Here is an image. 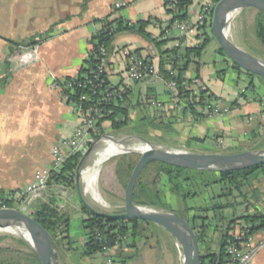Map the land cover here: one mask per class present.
I'll return each mask as SVG.
<instances>
[{"label": "crops", "instance_id": "1", "mask_svg": "<svg viewBox=\"0 0 264 264\" xmlns=\"http://www.w3.org/2000/svg\"><path fill=\"white\" fill-rule=\"evenodd\" d=\"M204 1L209 0H193V14L188 12V16L194 15L198 4ZM118 2L123 5L116 7ZM108 15L110 19L122 17L133 22L149 20L145 29L158 42L147 41L136 34L116 36L107 58L111 83L122 80L126 66L118 52L120 49L137 50L159 69L160 59H166L165 50L172 48L179 37L172 26L166 30L171 14L166 11L164 0H0V189L15 190L32 182L34 173L51 163V149L56 140L69 135L79 124L72 106L62 99L60 90L52 84L54 80L62 82L80 72L91 47V37L101 28L99 20ZM30 39L36 43L23 44ZM181 39V48L195 47L200 42L197 34H188ZM227 62L230 66V61ZM164 69L168 71L166 62ZM222 72L217 78L224 77ZM208 73L204 64L192 62L182 75L187 80L198 75L199 85L227 101L236 98L238 80L244 76L242 73L235 72L231 94L214 90ZM158 84H163L164 89H159ZM148 87L154 89L155 99L165 108L163 111L152 109L157 116L177 115L172 92L167 89L162 76L130 84L126 101L132 109L141 99L144 102ZM256 92L258 96L238 100V106L230 113L196 118L191 114H179L182 118L171 117L168 122L183 138L210 137L219 128L224 130L227 138L228 135L237 138V142L232 140L230 144H242L247 136L241 140L244 132L238 133L237 129L245 124L237 117L252 115V121L246 124L249 133L264 125V91L258 88ZM234 94L235 97L230 99L229 96ZM106 127L100 136L107 135ZM228 129L237 131V134H230ZM116 133L117 138L119 133ZM90 138H93L91 134L85 139L88 144ZM261 189L264 192V183ZM255 237L261 239L263 232L256 233ZM115 254L125 255L126 264H153L152 257L156 255L154 248H144L140 242L123 252L116 250ZM251 264H264V246L254 255Z\"/></svg>", "mask_w": 264, "mask_h": 264}, {"label": "trees", "instance_id": "2", "mask_svg": "<svg viewBox=\"0 0 264 264\" xmlns=\"http://www.w3.org/2000/svg\"><path fill=\"white\" fill-rule=\"evenodd\" d=\"M217 2L218 0H213ZM193 0H178L177 4L174 6H170L168 0H164V6L166 11L171 14V19L168 21L166 30L170 28L175 21L186 20L188 18V7L192 5ZM101 23V28L96 35L91 37V44H101L108 47L111 46L113 40L116 36L120 34H136L141 36L147 41L156 42V39L153 38L149 32L146 31V26L150 23L149 20H137V21H128L122 17L109 18V15L99 20ZM208 28L211 29V17L208 18L203 26V35L204 38L201 43H199L195 47H172L168 50H165L166 59H160L159 63V75L162 76L165 82L169 81L172 76L171 74L164 69L165 62L168 63L171 56L176 55L180 59L178 63V74L176 76V81L180 84L185 78L182 75L183 70L187 68V66L194 62L199 65L198 58L201 55V52L209 41L210 36L208 33ZM162 32H165L162 31ZM254 32L256 38L259 42L264 45V12L258 10V16L254 20ZM211 36L212 32L210 31ZM214 38V37H213ZM36 41L34 39H30L23 44H35ZM218 53L221 55L223 53L222 49L218 46ZM138 53V51L136 50ZM139 54V53H138ZM109 56V51L107 54V58ZM146 60L152 61L149 57H145ZM94 59L92 57V53L88 52L87 57L84 60V65L81 68L80 73H84L87 70V64L89 62H93ZM107 64V60H106ZM230 66L234 68L239 74H246L249 78V84L252 85V78L259 77L261 80H264V77L248 73L232 63L230 61ZM107 68V67H106ZM69 79V78H67ZM67 79L59 82L60 85H63V82ZM106 79L107 82L110 83L108 79V73L106 70ZM196 83L198 79V75L196 76ZM189 83L192 80H188ZM62 83V84H61ZM197 85L200 88L199 96L195 102L190 106V114L192 117H204L206 115L195 110V106H204L206 103V99L217 100L220 97L216 96L213 92H211L207 87L203 85ZM85 91V90H84ZM84 91L80 92L85 93ZM79 93V94H80ZM190 90L184 87H178L177 96L179 98H183L189 95ZM243 96V93L240 94L239 97ZM155 99L154 89L148 87L147 93L144 98V104H149L151 107V100ZM127 97L123 103L118 104H110L108 107L107 116L101 118L98 121V129L96 132L91 131V135L93 138H98L103 134L105 130L104 122L109 121L108 127L110 129H118L122 125L127 123L129 111L132 109L131 104L127 103ZM140 103V102H139ZM229 106L235 108L238 106V97L234 98L229 102ZM151 118V128L158 131L166 132L164 134L171 133L172 135H178V131L173 127L170 122L162 123V122H154ZM106 127V128H108ZM264 126H259L254 130H251L249 136L247 137L249 140L253 142L255 138L260 136ZM144 132H140L143 135ZM141 136V137H142ZM164 136V135H163ZM162 137V136H161ZM146 138V137H145ZM192 140L196 142H203V138L195 137ZM163 143L169 144L167 140H162ZM250 144V143H249ZM239 150H243L240 148ZM238 150V151H239ZM82 157L81 153H76L69 156L64 163L55 171L51 178L48 181V189L43 193H39L36 197L30 200L26 204V213L33 217L40 225H42L52 236L54 248L56 251H61L60 248L70 249L67 244L71 241L68 235V225H69V216L65 212L66 205L61 204L60 201L55 199V191L52 189L55 186L65 187L73 184L75 169L78 164V161ZM138 153L127 152L122 153L120 155L115 156V167L114 173L119 180V182L126 188L128 179L132 173L136 165V161L139 158ZM148 164H154V176L152 178L151 184H148L142 180L144 168ZM139 173L135 188L133 191V202L138 205H146L152 206L162 209H169L176 212L182 218H184L189 225L192 227L194 232L196 233L199 251H200V264H216V262L225 254V247L228 244L229 240H231L230 233L235 230L237 226H247L249 227L250 233H253L261 228H264V206L262 207L259 204V201H263L264 204V193L256 189V186L251 182V179L255 176H258L256 172L264 173V164L251 166L244 169L238 170H229V171H208L202 169H193V168H185L179 167L175 165L166 164L160 161H151L149 162ZM214 184L221 185V191L218 194L212 192V203L206 204L201 201L197 202L194 205L188 203L192 198L202 195L206 189ZM253 185V186H252ZM251 187L253 190L252 193L249 192L246 188ZM20 189V188H19ZM19 189L5 191L0 189V198H3L5 195L14 193ZM251 193V194H250ZM255 193H259L254 196ZM243 197V200L246 202L248 198L252 200V202L256 204L246 202L245 212L241 214H236L233 216H226L223 213V210L231 207L233 202H236L235 197ZM221 197H225V201L219 200ZM218 199V202H214V200ZM234 198V201L231 200ZM254 199V200H253ZM249 206L252 207L253 211H249ZM80 210L85 214V217L82 219L83 227L85 231V241L82 245V255L84 256H92L96 253L102 254L104 256L103 251L100 246L95 242L92 233L90 231V227L93 223H100L102 220H106L107 222L121 224V229L123 232H129V240L128 243L124 247H121L119 251L123 252L127 249L136 246V240L142 235L144 228L142 227V223H145L147 226H156V224L142 220L138 218H133L131 220H111L105 219L101 216L91 214L80 202ZM211 212V215L208 213ZM220 222V224L218 223ZM255 224L256 226H252ZM215 229L218 231L219 236L217 239V245L215 249H211L209 246L208 234L207 231L209 229ZM147 237V236H146ZM3 237H0V241ZM66 241V242H65ZM19 243L28 247L29 252L25 253L23 256L25 263L23 264H40L39 259L32 248L27 245L22 240H19ZM2 250H9L8 247L0 248ZM116 257H120L122 260V264L126 262V256H121L120 254H115ZM58 258V254H56ZM0 264H20L19 261H14L13 259H0Z\"/></svg>", "mask_w": 264, "mask_h": 264}, {"label": "rangeland", "instance_id": "3", "mask_svg": "<svg viewBox=\"0 0 264 264\" xmlns=\"http://www.w3.org/2000/svg\"><path fill=\"white\" fill-rule=\"evenodd\" d=\"M192 10H193V6L190 5L188 7V12L193 14V12H191ZM257 16H258V10L255 8L245 7L239 10L238 13L232 18L230 22V31L227 37L231 39L235 44L240 46L242 49L264 60V45H262L259 42L254 32V20ZM207 31L209 33L210 39L204 46L198 60L200 63L204 64L207 70L209 71L208 76L211 79V82H213L211 87L220 93H222V91L225 90L227 91L228 94H231V90H232L231 86L234 84L233 79L235 77L234 75L236 70L231 66H229V62L227 61L230 60L226 56L221 55L220 53L219 54L221 56L218 54L217 51L218 43L215 40V38L211 36L210 34L211 29L208 28ZM217 57L218 59H216ZM191 65L192 62L190 63V67ZM221 70H223L222 73L224 74V77L217 78V74H220ZM243 75H244L243 77L245 78L240 76L238 80L239 82L238 90L236 92V97H238L239 101L243 99L246 101L247 99L253 96L256 95L258 96L259 94L256 92L258 88L264 91L263 88L264 80H261L259 77H254L252 78V85H248L250 78L246 74ZM217 87L219 89H217ZM158 88L164 89L163 84L161 85L158 84ZM241 93H243V96L246 97H242V96L239 97ZM161 94L164 95L163 91L161 92ZM229 97L231 99V97L232 98L235 97V94L230 95ZM219 99L222 101V103H225L228 106V109L225 113H230L232 110L236 108V107L232 108L229 106L230 101H227L222 97H220ZM144 103L145 102H142L141 99L140 103L136 105V108L131 109L129 111L128 114L129 116L126 124L122 125L118 129H110L109 127L108 129H106L108 134L107 136H110V138L112 137L115 138L117 142L121 145V150H119L120 151L119 155L122 153L134 152V153H138L140 156V154H142L146 150V146L148 145V142L154 144H165L163 143L162 140H167V142L169 141L168 142L169 144H165V145L187 151H198V152L230 153V152H236L240 148H243V150L264 149V129L262 130L260 136L255 138L253 142L247 138L249 136V126H247L246 124L252 121L251 120L252 115L244 114L237 117L238 120H242L243 124H245L243 128L241 127V129L240 128L237 129L238 133L244 132L242 137L240 136L241 140L242 139L244 140L245 136H247L242 144L241 143H236L234 145L230 144L232 143V140L235 141L237 138H231L228 134H227L228 135L227 138L226 134L224 133V130H221L219 128L213 134H211L210 137L201 135L199 138H203V142L200 141L196 142L192 140V138L180 137L179 133L178 135H172L171 133L164 134L166 132L154 130L151 128L150 117H154V119L152 118V120H154L155 123L159 121L162 123H168L169 120L168 118L171 117L182 118V116L180 115H182L183 112L181 113L177 112V115H173V116L166 114L164 116H157L154 113V111H152L150 105ZM234 113L237 114L236 111H234ZM104 125L108 126L109 121L106 120L104 122ZM228 131L230 134L232 133L234 134V132L237 134V131L235 130L232 131L228 129ZM116 132L119 133V137L117 138L114 136ZM140 132L141 133L144 132L143 135L146 138L143 137L140 134ZM141 138H143V140ZM237 141L238 140H236V142ZM100 143L101 140L97 144L92 145V151L88 154L86 158L85 166L92 165L94 159L97 157L98 150L102 148V145H100ZM209 143L211 144L209 145ZM227 145H230L231 148L230 147L228 148ZM115 156L107 158L99 164L98 167L99 171L96 179V188L100 193V195L102 196L103 200H105L108 204V209L106 210H110V211H120L123 209L125 204V194H126V189L119 182V180L117 179L114 173ZM144 169L145 170L143 171V175L141 178L144 182L151 184L152 178L154 176V164H148ZM256 173H258V176L253 177L251 179V182L253 185H257L256 189L262 191L261 185L262 183H264V173L262 172L261 173L256 172ZM74 183H75V176H74L73 184L70 186H65L66 187L65 191H63L62 188L58 186H55L52 189L53 191H55V199L57 201H60L61 204L66 205L65 212L69 216L68 235L71 241L69 244H67V246L70 248L69 250L60 248L61 251L59 252L56 251V254H58V258L56 257V262L57 264H105L104 256L102 254L96 253L92 256L82 255V245L84 244L85 241V231H86L83 227L82 219L85 217V214L81 212L79 209L80 201L78 200L75 188H73ZM80 185L83 187L82 182H80ZM221 188L222 187L220 184H214L208 187L206 191L202 193V195L192 198L188 203L194 205L195 203L197 202L200 203L202 201L203 205L204 203H206L207 205L211 204L213 202L211 199L212 192L218 194L220 193ZM246 189L252 193L251 190L253 189L251 187L247 186ZM45 191H43V193ZM258 194L259 193H255L254 196ZM84 196L91 204L97 206L86 192H84ZM235 199L236 202H233V205L231 207H228L223 210V213L226 216L231 217L236 214L239 215L241 213H244L246 207L245 204L247 201L249 203L256 204V201L254 203L250 198H248L246 202L243 200V197L237 196L235 197ZM219 200L225 201V197H221ZM231 200L234 201V198H231ZM214 202H218V199L216 198ZM259 204H261L262 207L264 206L263 201H259ZM19 208L24 212L26 211V207L23 209L22 207ZM251 208L252 207L249 206L248 209ZM211 214H212L211 212L208 213V215ZM218 223L220 224V222ZM142 227L144 228L143 233L136 241L140 242V244L144 246V248L148 246L154 248L156 255L154 254L155 257H152L153 264H181V259H180L181 245L173 235H171L167 230H165L164 228L158 225L147 226L145 223H142ZM14 233L15 232L10 233L7 231L0 230V237H3V239L0 241V248H4V247L9 248V250L0 251V259L11 258L14 261H19L20 264H23L25 263L23 256L25 255V253L29 252V249L27 246L19 243V240H22L27 245L29 244L27 241H25L22 238L21 235ZM207 234H208V240H210L209 241L210 248L215 249L217 245V239L219 236L218 231L210 228L207 231ZM143 240H146V242H144Z\"/></svg>", "mask_w": 264, "mask_h": 264}, {"label": "built area", "instance_id": "4", "mask_svg": "<svg viewBox=\"0 0 264 264\" xmlns=\"http://www.w3.org/2000/svg\"><path fill=\"white\" fill-rule=\"evenodd\" d=\"M177 2L178 0H168L170 6L176 5ZM215 3L213 0L204 1L198 4L194 10V15L188 16L186 20L173 23L172 30H175L179 36L176 38L173 47H181L183 44L181 38L188 34H197L200 40L199 43L202 42L204 38L203 26L208 18H212ZM121 5L123 3H117L116 7ZM90 52L94 61L87 64V70L84 73L69 77L63 82V85H60L57 80H54L52 84L54 88L60 90L62 99L72 106L73 111L79 118V124L73 128L69 135L56 140L51 149V163L37 170L34 173L32 182L21 187L18 191L0 198V208H25L30 200L48 187V181L52 174L57 171L69 156L76 153L83 155L100 140L102 152L104 154L109 153L105 159L119 155V150L121 149L118 148H121V145L115 138L107 136L108 134L98 138H90L89 144L85 139L91 134V131H97L98 121L107 116L109 112L107 105L123 103L128 96L130 84L147 78L157 79L160 77L159 69L152 61L146 60L145 57H142L136 51L122 48L118 51L126 62L122 80L119 83H108L106 79L108 49L104 45L94 43V45L91 44ZM179 62L180 59L176 55L171 56L169 59L168 72L172 78L166 82V86L172 92L174 108L179 113L183 112V116L190 114V106L198 98L200 88L195 78L191 79V83L187 79H184L180 84L177 83L176 76ZM50 75L54 77L52 73ZM178 87L187 88L191 93L188 96L179 98L177 96ZM82 91L85 93L81 94L80 92ZM151 108L162 111L165 109L161 102L156 99L151 100ZM227 109V104L222 103L220 99H206L204 106H195V110L208 117L225 113ZM113 143H116V147L112 146ZM86 167L89 166H84L81 172ZM252 226L256 225L253 224ZM90 231L95 242L104 253L105 264H122L121 258L116 257L114 251L121 249L128 243L129 232H123L119 222L112 223L106 220H102L100 223H93ZM258 232H263L261 239H256L255 237ZM230 236L231 240L225 247V254L216 264H251L254 255L264 246V228L250 233L249 227L245 225L237 226L230 233ZM207 264L210 263L207 262Z\"/></svg>", "mask_w": 264, "mask_h": 264}, {"label": "water", "instance_id": "5", "mask_svg": "<svg viewBox=\"0 0 264 264\" xmlns=\"http://www.w3.org/2000/svg\"><path fill=\"white\" fill-rule=\"evenodd\" d=\"M245 7H252L264 12V0H218L215 3L211 18V32L218 46L232 63L248 73L264 77V60L242 49L230 40L224 32L223 20L228 12L233 8L241 10ZM108 51H111L110 47H108ZM141 139L143 140V138ZM91 150L92 147L82 155L75 169L73 188L76 190L78 200L91 214L105 219L131 220L138 218L161 226L180 242L184 255L182 264H200L197 236L189 223L172 210L138 205L133 202L132 196L136 180L145 165L151 161H160L179 167L221 172L264 164V149L230 153L197 152L148 142L146 150L140 154L128 179L123 209L110 211L91 204L84 196V187L80 185L82 182L81 170L86 165L85 161ZM144 207L149 210H142L141 208ZM2 223L24 227L30 236V240L24 236L22 238L35 252L40 264H57L52 236L32 216L14 207L0 208V224Z\"/></svg>", "mask_w": 264, "mask_h": 264}, {"label": "bare ground", "instance_id": "6", "mask_svg": "<svg viewBox=\"0 0 264 264\" xmlns=\"http://www.w3.org/2000/svg\"><path fill=\"white\" fill-rule=\"evenodd\" d=\"M238 11H239L238 8H233L224 17L223 27H224V32H225L226 36H228L229 31H230V22H231L232 18L238 13ZM115 144L116 143H113L112 146L113 147H116ZM146 148H147V146H146ZM118 149H121V148H118ZM97 153H98L97 154V157L94 159L92 165H90L89 167H86L81 172V180H82V184H83V187L85 189V192L92 199V201L98 207H100L102 209H108L107 202L105 200H103L102 196L100 195V193L98 192V190L96 188V179H97V175H98V171H99V169H98L99 164L106 157H108L109 153L104 154L102 152V149L98 150ZM141 209L142 210H145V211L149 210V209H146L145 207L144 208H141ZM0 230L1 231H7V232H10V233L15 232L16 234H19L21 236H24L26 239L30 240V236H29L28 232H26V230L24 229V227L21 226V225H19V226H11V225L2 223V224H0ZM180 259H181V264H182L183 259H184V255H183V250L182 249H181V252H180Z\"/></svg>", "mask_w": 264, "mask_h": 264}]
</instances>
